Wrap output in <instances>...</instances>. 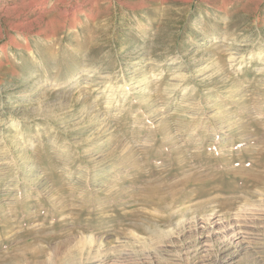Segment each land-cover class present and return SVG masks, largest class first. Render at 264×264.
I'll return each instance as SVG.
<instances>
[{
	"label": "rangeland",
	"instance_id": "rangeland-1",
	"mask_svg": "<svg viewBox=\"0 0 264 264\" xmlns=\"http://www.w3.org/2000/svg\"><path fill=\"white\" fill-rule=\"evenodd\" d=\"M0 264H264V0H0Z\"/></svg>",
	"mask_w": 264,
	"mask_h": 264
},
{
	"label": "bare ground",
	"instance_id": "bare-ground-1",
	"mask_svg": "<svg viewBox=\"0 0 264 264\" xmlns=\"http://www.w3.org/2000/svg\"><path fill=\"white\" fill-rule=\"evenodd\" d=\"M231 64H232V63H231ZM5 170H6V169H5ZM240 228H241V227H240ZM238 231H239V233L241 232V230H238ZM242 232H243V230H242ZM242 232H241V233H242ZM243 233H244V232H243Z\"/></svg>",
	"mask_w": 264,
	"mask_h": 264
}]
</instances>
